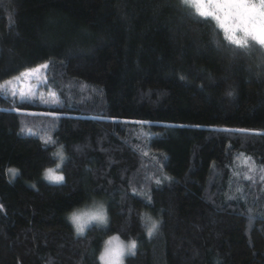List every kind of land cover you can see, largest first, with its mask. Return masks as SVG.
Instances as JSON below:
<instances>
[{
	"label": "trees",
	"instance_id": "obj_1",
	"mask_svg": "<svg viewBox=\"0 0 264 264\" xmlns=\"http://www.w3.org/2000/svg\"><path fill=\"white\" fill-rule=\"evenodd\" d=\"M193 12L0 0V264H100L109 233L137 241L126 264H264V46L235 54ZM91 194L110 221L80 235Z\"/></svg>",
	"mask_w": 264,
	"mask_h": 264
},
{
	"label": "snow or ice",
	"instance_id": "obj_2",
	"mask_svg": "<svg viewBox=\"0 0 264 264\" xmlns=\"http://www.w3.org/2000/svg\"><path fill=\"white\" fill-rule=\"evenodd\" d=\"M185 6L194 7L196 12L190 13L191 18L196 23H203L208 27H212L211 19L214 18L218 22L219 27L223 29L227 41L234 45L229 49L235 54H240L241 50H245L250 46L255 48L256 45L264 46V0L260 3H253L252 0H224L223 3H216L215 0H209L208 4L200 2V0H183ZM211 9V10H207ZM225 11L223 19L219 12ZM198 13V14H197ZM43 67H47L44 65ZM36 72L39 69L34 70ZM28 73H21V76ZM20 77H14L19 79ZM11 84V80L6 81V87ZM15 95V92H13ZM21 95H23L21 93ZM53 103L58 101L53 100ZM249 159L242 160V163L248 164ZM264 171V169H261ZM48 178L52 181L60 182L64 180L61 175H56L52 170L48 172ZM251 179V177H246ZM264 179V177H262ZM112 249L107 247L104 255L101 257L105 264H111Z\"/></svg>",
	"mask_w": 264,
	"mask_h": 264
},
{
	"label": "clouds",
	"instance_id": "obj_3",
	"mask_svg": "<svg viewBox=\"0 0 264 264\" xmlns=\"http://www.w3.org/2000/svg\"><path fill=\"white\" fill-rule=\"evenodd\" d=\"M226 95L232 98L235 94L229 91ZM58 167L59 165H57ZM145 215L151 218V227L148 229L149 234H151L159 228L160 221L151 217L148 213ZM66 220L77 234L83 235L93 225L106 226L110 221V215L105 202L94 199L85 205L69 210ZM107 246L112 249L111 264H126L127 258L136 254L137 241L132 238L124 240L118 234H113L107 240Z\"/></svg>",
	"mask_w": 264,
	"mask_h": 264
},
{
	"label": "rangeland",
	"instance_id": "obj_4",
	"mask_svg": "<svg viewBox=\"0 0 264 264\" xmlns=\"http://www.w3.org/2000/svg\"><path fill=\"white\" fill-rule=\"evenodd\" d=\"M200 2H202V3H204L205 5H207L208 4V2H209V0H200ZM215 2L216 3H223L224 2V0H215ZM252 2L253 3H260L261 2V0H252ZM207 10H211V9H207ZM225 11H227V10H222V11H220L219 12V15L221 16V18L223 19V17H224V14H225ZM44 63V62H43ZM43 63H36L34 66H32V68H29L28 69V71L32 74V73H37L36 71H34V70H36V69H39V67L43 64ZM40 70V69H39ZM21 84H23V82H27L28 81V79H27V77L26 76H22V78H19V80H18ZM62 153H61V157L59 158H57V161H56V163H55V165L56 164H58V162L60 161V159L62 158ZM8 170H7V172H8V175L10 176V177H12V176H14V175H16V173H17V171H18V168L15 166H9L8 168H7ZM49 170H52L53 172H54V174H56V175H61L62 176V174H61V172L59 171V170H57L56 169V167H54V166H50V165H48L46 168H44V170L42 171V173H41V176L43 177V178H45L47 181L48 180H50L49 178H48V172H49ZM50 181H52V180H50ZM94 199H99V200H103L99 195H97V194H91V195H89V197H87V199L85 200V201H83L80 205H78V206H81V205H85V204H87V203H89L91 200H94ZM78 206H75V207H78ZM74 208V207H73ZM72 209V208H71ZM73 228V227H72ZM73 231H74V229H73ZM75 232V231H74ZM148 232V231H147ZM113 234H115V233H109V234H107L104 238H103V242H102V244H101V247H100V249H99V254H98V259H99V263L100 264H105V261L104 260H102L101 259V257L104 255V253H105V249L108 247L107 246V240L113 235ZM128 240V239H127Z\"/></svg>",
	"mask_w": 264,
	"mask_h": 264
}]
</instances>
